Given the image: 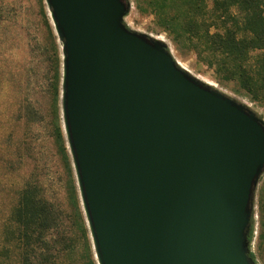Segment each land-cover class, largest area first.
Instances as JSON below:
<instances>
[{"label":"water","instance_id":"water-1","mask_svg":"<svg viewBox=\"0 0 264 264\" xmlns=\"http://www.w3.org/2000/svg\"><path fill=\"white\" fill-rule=\"evenodd\" d=\"M96 264H255L264 120L123 20L130 0H44Z\"/></svg>","mask_w":264,"mask_h":264},{"label":"rangeland","instance_id":"rangeland-1","mask_svg":"<svg viewBox=\"0 0 264 264\" xmlns=\"http://www.w3.org/2000/svg\"><path fill=\"white\" fill-rule=\"evenodd\" d=\"M187 1L154 0L158 5L153 6L151 0H130L123 22L133 32L162 41L182 69L264 120V93L252 97L245 93L236 81L228 79L221 59L204 47L210 40L190 42L182 33L184 16L190 13L184 3ZM43 9L48 14L45 4ZM0 14L4 19L0 23V264H17L10 216L20 191L27 184L35 186L49 202L70 212L68 177L49 114V100L42 91L49 40L40 2L0 0ZM170 18L178 27L176 32L166 29ZM209 32L215 30L211 27ZM258 54H250V65L255 66ZM252 223L249 254L255 264H264V173L254 194ZM80 255L78 247L68 264H82Z\"/></svg>","mask_w":264,"mask_h":264},{"label":"trees","instance_id":"trees-1","mask_svg":"<svg viewBox=\"0 0 264 264\" xmlns=\"http://www.w3.org/2000/svg\"><path fill=\"white\" fill-rule=\"evenodd\" d=\"M138 1V0H133ZM153 1V6L158 5ZM49 47L45 48L46 76L43 95L49 100V114L55 128L64 169L68 177L67 205L70 212L44 198L40 189L27 184L19 193L10 221L17 264H68L74 251L81 250L82 264H96L87 224L79 198L71 159L63 132L60 109L62 75L61 44L54 33L43 0H39ZM190 13L180 27L190 42L206 38L204 47L220 59L230 81H236L248 95L264 93V0H188ZM0 14V23L3 22ZM214 33L210 34L209 29ZM166 29L174 32L173 19ZM258 52L255 66L250 54ZM253 223L249 234L252 240ZM6 241V240H5ZM252 259V254H249Z\"/></svg>","mask_w":264,"mask_h":264}]
</instances>
